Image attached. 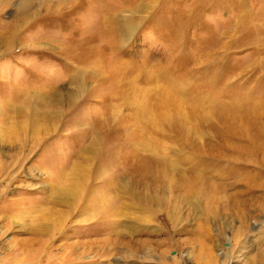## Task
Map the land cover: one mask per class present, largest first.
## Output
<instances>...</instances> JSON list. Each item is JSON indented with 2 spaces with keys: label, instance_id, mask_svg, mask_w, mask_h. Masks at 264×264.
I'll list each match as a JSON object with an SVG mask.
<instances>
[{
  "label": "rangeland",
  "instance_id": "1",
  "mask_svg": "<svg viewBox=\"0 0 264 264\" xmlns=\"http://www.w3.org/2000/svg\"><path fill=\"white\" fill-rule=\"evenodd\" d=\"M172 83L183 86L171 95L185 137L148 114ZM195 104L206 120L191 117ZM135 153L173 180L210 168L231 198L208 213L204 201L138 183ZM108 156L130 171L112 179L115 245L95 227L77 232L87 223H72L71 208L42 203L59 174L92 184ZM0 196V213L22 202L71 214L77 233L55 236L51 264H264V0H0ZM30 238L0 233V264ZM63 243L76 246L66 261Z\"/></svg>",
  "mask_w": 264,
  "mask_h": 264
},
{
  "label": "bare ground",
  "instance_id": "2",
  "mask_svg": "<svg viewBox=\"0 0 264 264\" xmlns=\"http://www.w3.org/2000/svg\"><path fill=\"white\" fill-rule=\"evenodd\" d=\"M155 76L156 75L154 73H148L146 75V79L144 78V80L151 81L153 78H155ZM170 85L173 88H175V90H171L170 92L166 90L161 95L159 96L156 95L157 96L156 101L155 103H152L154 104L153 106L154 112L148 110L149 111L148 114L150 115L151 120L154 119L159 122H162L165 117H169L170 119H172L173 133H176L181 137H185L187 134L186 130L184 129V127L181 128L178 125L179 115L174 116L173 114L174 112L176 114V111L178 110V108H180L178 107L179 100L171 95L172 92L174 95L177 96L180 92L183 91L182 88L183 86L181 87L176 83H172ZM196 106L197 104L190 105L189 110L191 113V117L193 116L194 118H198L197 120H199L200 122L202 120H206V117L204 116V114L202 115L200 108L198 106L196 108ZM146 109L147 108L145 107V110ZM170 113L171 115H169ZM220 117L223 118V115H221ZM100 134L102 135L100 137L101 140L104 141V143H108V145H110L109 142L113 139L111 137L112 135L110 136L111 131L107 130V128L105 127L103 128V131L100 132ZM257 134L259 133L257 132ZM258 137L252 140L254 144L250 142L251 143L250 145L252 146L251 148L252 151L251 150L249 151H251L252 153H256L255 149L257 150L256 146L258 145L257 143L259 142L257 141ZM190 148L191 150L196 152L201 151L200 148H196V145L195 146L192 145V147L190 146ZM134 155L137 157V160L140 163L139 165L140 168H137V170L132 168V170H135L133 172L136 173L134 175L137 176L136 178L138 179V183L143 181L144 182L148 181L153 186L158 185L159 187L162 186L163 188L164 186H168L171 189V191L173 190V192L179 197L180 196L184 198L194 197L197 200H201L202 202L204 201L206 203V212L208 213H213L216 210V208L214 207L216 206V204L221 203L224 199L228 203L229 202L228 200H230L231 198L224 192L225 185L215 180L214 176L212 175L213 173L211 174L210 172V168H205L201 170V169H194L195 166H192L193 169L188 171L187 174L184 173L181 176H179L177 179L173 180L170 179V176L167 175L166 173L167 170L165 169H162L161 171L162 174H159L158 171H157L158 173H155L152 170V168L147 169V167L148 168L150 167L149 165L153 164L148 157L139 158L138 153L137 154L135 153ZM111 157L112 156L106 157L107 160H104V162H102V165H98L95 168L94 172L92 173V176L91 177L89 176L90 181H94L92 182V184L89 182L91 185L90 184L85 185L84 183L81 184V182H79L77 177H74L73 179H68V181H66L64 174L63 173L59 174L56 178V185L54 187L53 186L49 187L48 189L49 195L47 196L46 199H43L42 203L43 205L45 204L46 206L50 204L51 205L58 204L59 206H67L68 208H71L72 214L76 212L77 216H79L78 219L73 220L72 223H78V222L87 223L85 225L82 224L83 225L82 227L81 225L76 227L77 232H80L82 229H88L91 231V228L95 227L96 230L94 232L96 234H100L102 232L107 233L106 237L101 240L102 243L104 244L109 243L110 245H115L118 243L117 242L118 239L115 238L121 235L122 231L119 230V228L120 227L123 228V225L120 224L119 222L120 220H118L119 219L118 209L120 208L119 207L120 198L116 193L117 189L116 190L114 189L116 185L115 186L113 185L112 179H116V178L120 179V176H122L123 178V175L126 176V173L129 170L125 171V169H122L124 171H120L117 173V171L114 170L115 169V167H113L114 162L113 160H111L112 159ZM155 163L157 164V162ZM136 164H134L135 167ZM99 166H101L100 169L98 168ZM102 168L103 169L106 168V170L103 171ZM72 172L74 173L75 171ZM73 175L75 176V173ZM89 177L87 176V178ZM96 181L103 184L99 186L97 185L99 183ZM156 189L158 188L156 187ZM3 191L4 189L2 190V193ZM43 205H40L38 208H35L22 204V202L21 203L13 202L9 205L10 206L9 209L5 210V212L7 211L6 213L5 212L3 213L4 209L2 210V213H0V233L13 231L21 234L26 233L31 235L30 239L23 240L22 242L13 241V244L11 242L12 246L14 247V251L11 252V257H10V260L12 261L11 264H51L53 260L59 258L56 257V255H54V252L56 250L53 247V242H54L53 239L55 238V236H58V238L64 237L66 233H68L67 231L72 230V228H70L71 226L69 227L67 226L68 228H66V223L70 221V218L72 216H70L71 214L69 216L55 215L50 211L49 208L42 209ZM83 215H87V216L82 218ZM75 230L72 231L76 232ZM99 242L100 241L84 243L83 246L88 245L89 247H92V245L98 244ZM124 245L126 246V244ZM73 247L74 249L76 248V246L73 244L71 245L69 244L66 247V243H63V245L58 248L59 250L63 251L62 259L64 258L65 259L64 261H66V248H69L71 250L73 249Z\"/></svg>",
  "mask_w": 264,
  "mask_h": 264
}]
</instances>
